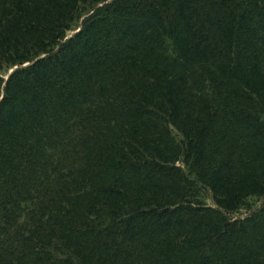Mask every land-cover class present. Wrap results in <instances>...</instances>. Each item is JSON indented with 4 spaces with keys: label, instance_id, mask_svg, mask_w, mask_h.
Here are the masks:
<instances>
[{
    "label": "trees",
    "instance_id": "16d2710c",
    "mask_svg": "<svg viewBox=\"0 0 264 264\" xmlns=\"http://www.w3.org/2000/svg\"><path fill=\"white\" fill-rule=\"evenodd\" d=\"M0 264H264V0H0Z\"/></svg>",
    "mask_w": 264,
    "mask_h": 264
},
{
    "label": "rangeland",
    "instance_id": "374dc122",
    "mask_svg": "<svg viewBox=\"0 0 264 264\" xmlns=\"http://www.w3.org/2000/svg\"><path fill=\"white\" fill-rule=\"evenodd\" d=\"M260 199H251L250 200V203H252V204H255L256 206H254V207H257L259 204H260ZM207 204L208 205H210V204H212L211 203V201H210V199H207ZM249 211H247V210H245V209H241L237 214H235V216H240V217H242V216H245L247 213H248Z\"/></svg>",
    "mask_w": 264,
    "mask_h": 264
}]
</instances>
